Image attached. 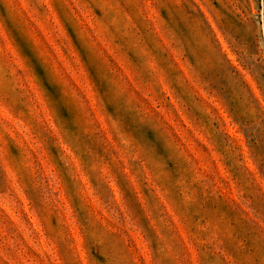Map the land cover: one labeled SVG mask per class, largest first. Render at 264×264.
Here are the masks:
<instances>
[{
	"label": "rangeland",
	"instance_id": "374dc122",
	"mask_svg": "<svg viewBox=\"0 0 264 264\" xmlns=\"http://www.w3.org/2000/svg\"><path fill=\"white\" fill-rule=\"evenodd\" d=\"M0 264H264V0H0Z\"/></svg>",
	"mask_w": 264,
	"mask_h": 264
}]
</instances>
